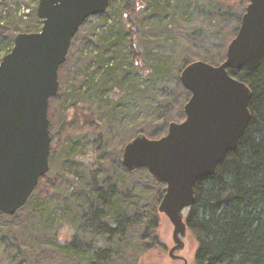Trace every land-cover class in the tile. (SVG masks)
I'll return each instance as SVG.
<instances>
[{
    "label": "trees",
    "instance_id": "obj_1",
    "mask_svg": "<svg viewBox=\"0 0 264 264\" xmlns=\"http://www.w3.org/2000/svg\"><path fill=\"white\" fill-rule=\"evenodd\" d=\"M138 1L109 0L104 13L90 16L80 25L71 40L65 61L58 69L57 93L49 99V110L51 105H57L53 109L57 110L55 115H60L58 122L70 109L80 107L87 113L85 121L90 122L89 126L94 131L93 137H87L85 141L68 140V154L78 156L88 173L75 172L77 169L71 163L65 167L68 165L66 175L69 179L74 182L76 177H80L85 183L81 197L72 194V206L67 213L72 215V223L76 224L79 218L85 223V228L92 227L96 231V244L90 245L93 248L81 249L75 246V242L63 245L47 238L51 248L65 255L73 264H130L140 251L156 247L157 243L161 246L155 229L157 205L165 184L156 182L145 168L129 171L122 165V148L135 136V132L124 135L125 124L130 121L131 125L134 124L147 99L150 104L155 97L156 87H159L157 91L160 90L158 94H166L167 99L179 92V99L174 104L178 102L180 115L190 97V92L179 81L180 71L194 60L214 65L222 63L227 45L236 35L248 3L247 0H238L232 12L230 4L223 9L220 3L214 5L213 0L208 4L206 0ZM19 2H16L11 18L9 14L0 13L1 56L10 51L17 33L37 32L41 28L42 20L36 15L38 0H33L32 11L23 19L19 17L22 16ZM135 2L142 5L137 12ZM25 6L30 7L27 3ZM129 14H133L135 24L133 19H129ZM215 16L221 20L224 18V22L214 24ZM94 17L98 20L84 32V26ZM231 21L232 25L224 36V23ZM184 24L189 26L186 28L188 32L183 31ZM167 35H173V38L178 35L182 39L177 48L164 55L160 51L163 47L160 42L174 41ZM71 56L76 61L72 64L69 63ZM175 64L176 71H172ZM228 71L251 90L248 105L251 118L237 148L227 153L212 175L196 181L193 204L183 209V218L186 232L196 244L194 264H264V60L255 71ZM146 79L147 87L143 83ZM166 86L172 90L166 92ZM147 93L149 98L144 97ZM94 105H97L99 119ZM166 109L167 106L158 113L157 120L167 116L163 113ZM50 114L48 111L53 145L56 138ZM172 115V118L176 116L175 112ZM129 116L137 117L130 120ZM184 118L183 114L180 121ZM98 121L106 122V127L114 125L113 130L125 137L120 144L122 148L113 156L111 152H101L98 146H92L94 142L99 144L102 141L97 126L94 127ZM170 121L165 118L162 124L165 130L158 137L154 136L157 129L142 127L137 131L150 138H159L167 132ZM56 145L60 146L58 141ZM51 164L52 157L49 158ZM47 173L40 177L27 203L19 209H28L27 213L34 210L35 218L45 232L52 231L54 219L51 213L54 208L48 206L45 198L33 204V196ZM0 216L5 215L0 213ZM33 226L34 222L27 226L29 234Z\"/></svg>",
    "mask_w": 264,
    "mask_h": 264
},
{
    "label": "water",
    "instance_id": "obj_2",
    "mask_svg": "<svg viewBox=\"0 0 264 264\" xmlns=\"http://www.w3.org/2000/svg\"><path fill=\"white\" fill-rule=\"evenodd\" d=\"M247 2L225 60H194L180 71L179 81L190 92L185 118L171 121L159 138L139 132L122 148L127 170L145 168L165 184L157 209L171 221L173 238L186 233L183 209L193 204L196 181L212 175L237 148L251 118V90L228 71H255L264 60V0ZM108 5L109 0H38L40 30L17 33L1 57L0 212L12 215L22 207L49 171L48 106L58 90V69L80 25Z\"/></svg>",
    "mask_w": 264,
    "mask_h": 264
},
{
    "label": "rangeland",
    "instance_id": "obj_3",
    "mask_svg": "<svg viewBox=\"0 0 264 264\" xmlns=\"http://www.w3.org/2000/svg\"><path fill=\"white\" fill-rule=\"evenodd\" d=\"M17 1L18 0H5L0 2V13L9 14L10 18L11 16H14L12 12H14ZM19 1V9H21L20 12L22 15L19 17L23 19L25 18V14L32 11L31 9L34 6V2L33 0ZM210 1L212 0H206L205 2H207L208 4ZM138 2H135V5H137V7L135 8L136 12L139 10L140 6H142ZM212 2L214 5L220 3L223 9L227 7V4H230L232 6L231 11L233 12L236 8L238 0H213ZM26 3L30 6L28 7L29 9L25 6ZM128 17L131 20L134 16L133 14H129ZM215 19L216 22H214V24H216L217 22H224V18H222L221 20V17L217 19V16H215ZM97 20V17L92 18L84 26L83 31H89L90 29L88 28ZM132 23L135 24L136 20L133 19ZM231 25L232 21L229 23H224V36H226V32ZM182 27L183 31H189V29H186L187 27H189L188 25L184 24V26ZM188 35L189 34L187 33L185 34L186 37H188ZM167 36L170 37L169 39L173 38V35ZM174 38V41H170V43H168V41L160 42L161 46H163L160 51L164 55H167L168 52H171L173 49L177 48L180 45L179 41L182 38L178 35L174 36ZM2 54L3 50L0 51V57H2ZM175 54H178V51H176ZM73 62L76 61L71 56V60L69 63L72 64ZM71 68L75 69L76 67L71 66ZM174 69H172V71H176V64ZM147 77L148 76H146V78ZM143 83L145 87L148 86L147 79L143 80ZM169 87L172 88V84H170ZM157 88L159 87H156V90L153 89L155 92V97L150 101V104L148 103L147 99L142 109V113H140L138 117L136 116L138 119L135 120L134 124L131 125V121L125 124L126 132L124 135H127L129 133L131 135L134 132V135H136L138 132H142L137 130L143 127L144 129L146 128V130L157 129V134L154 136L158 137V135H160L161 132L163 133V131L165 130V127L162 124L166 117L167 119H169V121H180V118H182L184 112L179 115L180 108L177 106L178 102L174 104L179 99V92H176L174 95L171 94L167 99L166 94H158V91L160 90L158 89L157 91ZM170 88L166 86V92L172 90ZM144 97L149 98L148 93L147 95H144ZM51 106L52 107H50V110L48 106V111H50V115L52 116V130L55 133L56 138L55 142H53V145H51L50 142L52 150L49 158L52 157V164L51 166L49 165V171L44 180L39 182L37 190L33 196V200L35 201L33 204H36L37 202H40L45 198L47 199L45 200V202L48 204V206H50V208H54L53 212L51 213V217L54 219V221H52L54 222L52 231H43L41 223L35 218L36 214L34 210L33 212L29 213H27L28 209L24 211L19 210L13 216H0V264H73V262H70V260H68L65 255L59 253L54 248H51V246L47 243V238H51V241L53 240V242H59L63 245H68L72 242H75V246H78L81 249L93 248L90 245L95 246L96 244V241H94L97 239L96 231H94L92 227L85 228V223L79 218L76 224L72 223V215L67 213V210L70 208V206H72L70 203L72 202L74 197L72 196V194L81 197L84 194L83 191L85 189V183L81 182L80 177H74V182L72 181V179H69L68 175H66V168H68V165L67 167H65L66 164L71 163L70 165H75L77 169L75 170V172L81 174L88 173L86 166L80 164L78 156L71 157V155L68 154V140L70 139V141L72 142L73 140L78 141V139H83V141H85L87 137H93L94 131L89 126L90 122L88 123V120L85 121L84 115L87 113L84 109L80 110V107L70 109L68 113L66 112L65 115L61 117L60 122H58L60 115H55L57 110L53 109L57 105L54 104ZM165 106H167V109L163 113H166L167 116H164L163 119H161L160 117L159 120H157L158 118L156 117L158 113H160V111L164 109ZM134 108L138 110V107L136 108L135 105ZM93 109L96 110V117L98 118L99 111L97 109V105H94ZM173 112H175L176 116L172 118ZM136 117L129 116V119L133 120ZM97 123L98 124H95L94 127L97 126V131L100 132L102 141H100L99 144L98 142H94L92 146H98V149L101 152H111V156H113V153L119 152L122 148L120 147V144L123 142L125 137L123 134L113 130V128H115L114 125L112 127H106V122L102 121L101 123H99L98 121ZM167 128L168 124L166 127V131ZM56 140L58 141V144H60V146L56 145ZM70 157L72 158V160L70 159ZM112 163L113 162H110L109 164ZM106 167L109 168V166ZM74 211L77 210L75 209ZM33 222L35 226L31 228L32 231L29 234L27 231V226L31 225ZM172 231L173 225L171 221L166 215L158 212V222L155 232L158 233V236L162 241H160L161 246L157 243L156 247L140 251L138 254H135V261H130V264H172V261L168 257V248L172 243ZM140 239L143 241L146 240V238L143 237H140ZM195 246L196 244L194 239L188 232H186L185 246L183 250L180 251V254H182L186 260V264H194L193 253L195 250ZM130 254L131 253H128L127 255Z\"/></svg>",
    "mask_w": 264,
    "mask_h": 264
},
{
    "label": "flooded vegetation",
    "instance_id": "obj_4",
    "mask_svg": "<svg viewBox=\"0 0 264 264\" xmlns=\"http://www.w3.org/2000/svg\"><path fill=\"white\" fill-rule=\"evenodd\" d=\"M28 199H27V201H28ZM27 201H26V203H27ZM16 212H14L12 215H7V214H4L2 212H0V213L3 214V215H5V216H13ZM175 240H177V241H175ZM171 242L172 243H171L170 247L168 248V257L172 261V264H186V260H185L184 256L182 254H180V251L183 250V248L185 246L186 233L184 235H182V236L181 235H177V238H173V236H172V241Z\"/></svg>",
    "mask_w": 264,
    "mask_h": 264
}]
</instances>
